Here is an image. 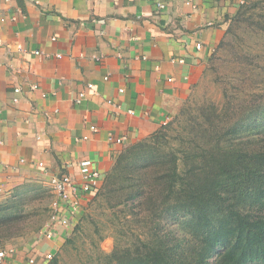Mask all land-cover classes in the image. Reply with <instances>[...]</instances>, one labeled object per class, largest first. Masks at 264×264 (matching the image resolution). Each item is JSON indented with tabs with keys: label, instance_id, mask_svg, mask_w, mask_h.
<instances>
[{
	"label": "crops",
	"instance_id": "0c3cea01",
	"mask_svg": "<svg viewBox=\"0 0 264 264\" xmlns=\"http://www.w3.org/2000/svg\"><path fill=\"white\" fill-rule=\"evenodd\" d=\"M164 2L158 10L154 0H0V194L30 181L48 184L51 174L80 183L83 157L102 180L125 146L169 120L239 0ZM81 90L87 96L74 104ZM91 196H81L80 210ZM77 217L56 225L51 238L12 246L0 264L45 263Z\"/></svg>",
	"mask_w": 264,
	"mask_h": 264
},
{
	"label": "trees",
	"instance_id": "16d2710c",
	"mask_svg": "<svg viewBox=\"0 0 264 264\" xmlns=\"http://www.w3.org/2000/svg\"><path fill=\"white\" fill-rule=\"evenodd\" d=\"M242 24L264 34V0L239 6L215 50L233 46ZM240 51L250 58L241 64L264 73L262 53ZM223 94L222 105L182 106L116 156L90 200H103L128 224L120 236H129L96 253L104 264H264V92ZM11 199L0 202V245L7 247L45 215Z\"/></svg>",
	"mask_w": 264,
	"mask_h": 264
},
{
	"label": "rangeland",
	"instance_id": "374dc122",
	"mask_svg": "<svg viewBox=\"0 0 264 264\" xmlns=\"http://www.w3.org/2000/svg\"><path fill=\"white\" fill-rule=\"evenodd\" d=\"M251 1L255 0H242L241 3H238V8ZM262 4L255 9V15L263 10ZM232 16L229 18V22ZM237 35L235 39L233 38V46L229 39V42H226L227 45L216 50L215 47L212 50L200 79L190 87L187 96L174 109L173 115L182 106L183 108L188 106L192 111H195V108L204 101L212 100L222 105L224 89L227 90L231 98L248 97L255 92H264V73L259 74L258 69L254 70L251 65L239 62L242 59L248 62L250 58L238 57V54L241 53L235 55V51L238 52L240 49L253 53L259 52L263 54L262 60L264 61V34L242 24L237 30ZM91 197L89 198L91 199ZM8 199L19 203L25 212L45 213L40 220L37 215L29 223L28 228H38L31 229L23 236L13 238V242L9 244V246H18L38 236L45 227L50 219L53 195L48 184L38 180L22 183L9 192L0 194V202ZM90 199L77 213V221L67 239L43 264H98L99 262L104 264V261L100 259V253H96L100 251L110 253L115 241L123 242L129 236H120V226L126 230L128 224L123 219L115 218L112 210L107 208L103 200ZM118 215L123 218L120 211ZM129 216L127 215L128 223L131 225L132 219ZM127 234H130L129 231ZM5 245H0V250L7 249L8 245Z\"/></svg>",
	"mask_w": 264,
	"mask_h": 264
},
{
	"label": "built area",
	"instance_id": "2783aa9c",
	"mask_svg": "<svg viewBox=\"0 0 264 264\" xmlns=\"http://www.w3.org/2000/svg\"><path fill=\"white\" fill-rule=\"evenodd\" d=\"M242 0H239L241 3ZM189 3V2H187ZM154 6L156 9L160 10L165 7L164 0H154ZM196 47L199 48L200 44H196ZM34 54H40V50H34ZM57 57H60V54H56ZM178 62H182V59H177ZM107 75L103 76V79H107ZM35 88V85H31V89ZM88 90L93 89V84H87ZM13 91L19 93L21 91L20 86L14 87ZM122 91V88L119 89ZM87 96L86 91H79L73 99L74 104H80ZM14 101L17 99L14 98ZM131 112V111H130ZM90 129L96 131L97 128L94 125H90ZM83 138H86L84 136ZM124 137H112L108 136V140L121 143ZM23 161V160H21ZM37 165L43 169V172L47 173V168L42 161H39ZM79 173L81 176V182L77 183L75 179L67 173L61 174H51L47 178L48 186L51 189L53 195L52 207L50 219L45 225V227L40 232L41 236L51 238L54 235V227L56 225H68L71 223L73 218L77 215L80 210V199L81 196L86 194H92L98 190L101 185V177L99 171L93 167L92 159L88 157H83L78 162ZM14 252V247L10 246L4 251L0 250V259L4 258L6 253L12 254ZM51 253L45 254V260L51 258ZM30 263L33 262V259L29 260Z\"/></svg>",
	"mask_w": 264,
	"mask_h": 264
}]
</instances>
